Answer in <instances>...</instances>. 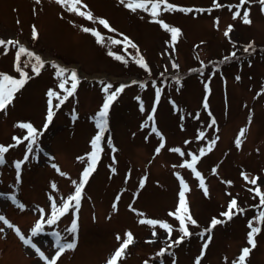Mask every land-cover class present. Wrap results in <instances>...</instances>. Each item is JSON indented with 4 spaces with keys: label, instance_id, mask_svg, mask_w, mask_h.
Returning <instances> with one entry per match:
<instances>
[{
    "label": "rangeland",
    "instance_id": "rangeland-1",
    "mask_svg": "<svg viewBox=\"0 0 264 264\" xmlns=\"http://www.w3.org/2000/svg\"><path fill=\"white\" fill-rule=\"evenodd\" d=\"M167 2L194 9L190 13L161 10L155 18L180 29L175 42L149 12H133L119 0H82L87 7L81 10L90 11L93 20L67 11V6L55 0L39 4L35 0H0V39L18 40L44 62L37 75L32 72L35 60L26 64L29 58L21 56L20 69L29 79L7 109L0 111V145H15L0 163V216L13 225L9 228L0 221V264H50L58 250L53 230L62 231L61 243H76L55 264H107L129 232L133 243L117 264H196L197 257L200 264H232L243 247H250L249 221L261 232L245 264H264V218L257 219L264 212L260 203L264 196V13L257 0L241 6V17L245 8L250 11L252 23L246 25L241 17L233 19L239 0ZM101 18L108 21L109 29L99 24ZM33 26L38 32L36 40L31 35ZM83 28L98 32L101 42ZM125 36L137 48L123 42ZM137 49L147 69L135 62ZM16 52L11 45L7 50L0 46V73L19 78ZM173 63L178 67L173 68ZM58 67L77 73L71 96H67L70 71L57 76ZM62 80L66 81L64 89L59 87ZM105 84L112 85L109 91L121 84L126 87L110 106L102 156L82 190L79 206L73 201L68 212L49 225L46 220L53 202L60 207L74 194L73 181L79 182L87 166L90 141L98 131L93 118L105 98ZM157 88L161 90L158 101ZM49 90L58 94L52 97L51 122L46 120ZM148 115L154 119L149 121ZM212 120L216 123L209 127ZM20 123H30L39 133L31 151L24 139L27 129L18 127ZM145 123L148 126L142 127ZM153 126L159 136L151 131ZM241 129L245 134L237 146ZM200 132H204L202 139L197 138ZM161 136L164 147L157 153ZM175 148L180 152L171 151ZM193 155L199 157L195 167L205 181L207 195L192 170L181 166L191 162ZM22 160L18 181L15 164ZM253 178L259 195L253 192ZM180 179L188 187L185 197L197 223L187 224L191 235L175 244L182 233L179 221L169 213L178 206ZM232 199L244 211L227 220L221 213L228 210ZM72 209L79 211L75 233L67 231ZM213 217L225 222L209 233L206 229ZM141 219L167 223L172 231L159 224H140ZM38 221L42 230L33 236ZM17 228L44 252L46 260L23 243ZM209 235L212 239L201 256ZM161 246L166 248L164 253L159 252Z\"/></svg>",
    "mask_w": 264,
    "mask_h": 264
},
{
    "label": "snow or ice",
    "instance_id": "snow-or-ice-1",
    "mask_svg": "<svg viewBox=\"0 0 264 264\" xmlns=\"http://www.w3.org/2000/svg\"><path fill=\"white\" fill-rule=\"evenodd\" d=\"M35 2L37 4H39L41 2V0H35ZM55 2L58 5L67 6V11H69V12H73L79 16L85 17L88 20L95 19L90 11H82L81 10V7H83V8L87 7L86 5L82 4V0H55ZM257 2L260 5L261 12L264 13V0H257ZM119 3L122 6H124L125 8H127L133 12H135L138 9L149 12L150 15L154 18V22L160 24V26L163 29H165L168 33H170V39L172 42H175L178 39V37L181 35L180 29H178L176 27H170L167 23H164L162 20H155V18L159 15L161 10H163L165 12H167V11H180V12H184V13H190V12L194 11V9H192V8H182V7L178 8L177 6L168 3L167 0H119ZM214 3H215V0H214ZM249 3H251V0H239V4L235 6L238 10L233 12V19H236L237 17H241V13L239 11L240 7L243 5L249 4ZM215 7L219 8V7H221V5L215 4ZM229 7L231 10L232 6H229ZM195 11H205V9H196ZM241 19H242V22L246 25H249L252 23V21L250 19L249 9L245 8L243 10V14H242ZM98 22L100 25H103L104 28H106V29L110 28V25H109L107 20L101 18L98 20ZM230 28H231V26H229V30H230ZM82 30L85 32L91 31L92 34L97 37V42L98 43L101 42L100 34L98 32H95L94 30L89 29V28H83ZM110 30L115 31V29H110ZM31 35H32L33 40H36L38 38V32L34 26L32 28ZM224 35L227 36L228 31H225ZM123 42H126V44L128 46H130L131 48H134V49L137 48V46L134 43H132V41L129 40V38L126 36L123 38ZM111 43L120 44V43H122V41L112 40ZM166 43H168V42L166 41ZM9 45L17 48L15 59H16V68H17V71H19V78H14L8 74L0 73V111H4L7 109L8 105H10L13 102L15 94L20 89H22L24 87L27 80L29 79L28 74L20 69L21 56L26 55L29 58V60L25 62L26 64L31 63L32 59L35 60V63L32 64V72L37 74V75L40 73L41 68L44 66V62L42 61V58L39 55H36L35 53L29 51L27 48H25L23 45H21L18 40L0 39V46H3L5 48V50H7V47ZM250 48H251V45H249V48H246L245 51L246 52L249 51ZM109 55H112V53H109ZM232 55L235 56V53H232ZM137 56L139 58L136 59L135 62L141 68L147 69L148 65L145 63L144 58L142 56H139V50L138 49H137ZM116 59L119 60V59H122V57L117 56ZM227 59H228V57H225V60H227ZM172 67L177 68L178 65L173 63ZM69 71L70 70H68L66 68L58 67L56 74H57V76L62 77V76H64V74L66 72H69ZM69 79L71 81V88L67 89V96L73 95V92L77 87L78 77H77L76 71H74V70L70 71ZM237 79H239V77H237ZM65 83H66V81L62 80L59 87L61 89H64ZM133 83H136V81H133ZM177 83H179L178 80H177ZM125 87H126V85L121 84L119 87H116L114 91H109L112 88V85L111 84H105L104 85L102 90L106 93V95H105V98L103 100V103H102L100 110L96 113V116L93 118L98 131L96 132L95 136L90 141L92 150H91V152H89L87 154V157H88L87 166L84 168L79 182L77 183L76 181H73V183L76 184L74 194L69 195L66 199H64L62 202V205L60 207H57L55 202H53L51 214L48 216V218L46 220L47 224H49V225L55 224L60 219V217L63 216L65 213H67L68 210L70 209V207H72L73 201L75 202V205L77 207L79 206L81 196H82V190L84 189L86 182L88 181L92 172L95 170L97 162L100 159V154L102 151L101 140L104 137V134L108 129V115H109L110 106L117 99V96L119 95V93H121L124 90ZM141 87H144V85H141ZM207 88H208V85L205 84V89L207 90ZM160 92H161V90L159 88H157L156 89L157 101L160 97ZM47 96L49 97V100H48L49 108L47 111L46 120L48 122H51L53 119V115H54L53 108H52V97H58V94L52 90H49L47 92ZM66 98L67 97H65V99ZM137 99L139 100V97H137ZM60 103H63V100H61ZM59 106H60V104L55 105V107H57V108ZM203 107L205 108V110L208 109L207 97H205V102L203 104ZM143 110H144L143 104L141 103V111H143ZM153 111H155V108H153ZM147 119L149 121H152L154 118L152 115H148ZM215 123H216L215 120H212L209 127H211L212 125H215ZM147 126H148L147 123L142 125V127H147ZM18 127L22 128V129H27V136L24 137V139L29 142V151H31V146L36 143L38 135H39L37 129H35L30 123H20V124H18ZM45 127H47V124H45ZM151 131L153 133H156L158 136L160 135V133L157 131V128L155 126L152 127ZM244 134H245V130L241 129L240 133L237 137V140H236L237 146H239V144H240V137H243ZM203 137H204V132H200L197 138L202 139ZM13 139L16 141L17 144L20 143V140L17 137H13ZM108 143H109V145L111 144L110 138L108 139ZM185 143H188V142L185 141ZM214 143H215L214 140L210 143L209 148H208L209 151H211V144H214ZM14 146L15 145H8V146L0 145V163L4 162V155H5V153H7L9 151V148L14 147ZM163 147H164L163 137L161 136V144L159 145V147L156 148V152L159 153L160 149ZM113 151H115V149H113ZM171 151L180 152V149L175 148V149H171ZM204 154H205L204 150L201 149L200 155L202 156ZM28 158L29 157L27 155H25L24 160H28ZM78 159L84 160L85 158L84 157H78ZM198 159H199V157L193 155L191 158V162H185L181 166L192 170L194 175L199 179L200 188L203 189L205 195H207L208 190L205 186V181L202 178L200 172H198L196 170V167H195ZM24 160L18 161L15 164V168L17 169L18 181H19V170L21 168V164L24 163ZM53 167H55V165H53ZM215 171L216 170L213 169L214 173H215ZM61 175H64V173H61ZM245 179H247V177H245ZM255 182H256L255 180L251 181V183H253V184ZM143 184H144V180H141L140 186L143 187ZM180 185H181V188H180V191L178 193V196H179L178 206L176 207L175 212L169 213L170 216H174L179 221V229H180V232L182 233V237L180 239L175 240V242H174L175 244H180L181 240L183 238L191 235V233L188 230V227L186 226L187 224L196 225V223H197V221L195 219H193V217L191 216V214L189 212L188 203H187V200L185 197V193L188 191V187L185 184L183 179H180ZM52 187L55 188V185H53ZM257 194L259 195L260 193L258 192ZM11 199L14 202H16L14 196ZM117 199H119V197H117ZM260 203L262 205H264V196L261 197ZM18 206L23 208L22 204H20ZM115 207H116V205L114 203L113 208L115 209ZM243 211H244L243 209L238 208L236 199H232V200H230V202L228 204V210L221 213V216L227 220H230L238 212L243 213ZM41 218L43 219V216ZM260 218H264V212H261L257 219H260ZM0 221H2L9 228L13 227V225L4 216H0ZM224 222H225L224 220L217 219L216 217H213L211 222H210L209 228L206 229V231L211 233V230L214 227H216L217 225H220ZM139 223L140 224H149V225L159 224V226L161 228L166 229L169 233H171V231H172V228L169 224L164 223V222H160V221H157L154 219H147V220L141 219L139 221ZM248 227L250 228V231H248V233H247V244L250 247H243L240 250V255L237 257L236 260H234L232 262V264H245L246 259L249 257L251 251L254 248H256V246H257L255 237L257 236V234H259L261 232V228L260 227H254L252 224V221H249ZM41 230H42V224L38 221L36 223L35 227L32 229L33 236L36 235V233H38ZM76 230H77V221H76V219H73L72 223H71V227L68 228L67 231L70 233H75ZM15 231H16V234L19 236V238L23 241V243L25 245H31V247L36 250V252L38 253V255L40 256L41 259H45V260L47 259L44 252L40 251V249L37 248L35 244L31 243L30 238H26L24 235H22L18 228L15 229ZM0 232H3L2 228H0ZM153 235H155V233H153ZM201 235H203V233H201ZM56 237H57V239H56L55 243H56L58 250L56 251L55 255L52 256L50 264H55V261L59 258V256L65 250L74 249L76 247L75 240H73L72 242L61 243V239H60V236L58 233L56 234ZM120 239H121V237L117 236V240H120ZM211 239H212V236L209 235L208 240L205 241V243L203 244V248L201 250V256H203V254H204L203 249H206L208 247V241H210ZM132 243H133L132 234L130 232L126 233L125 238L123 239V242L115 250L114 254L109 258V260L107 261V264H117L118 259L123 256V254L125 253V250ZM171 246L172 245H170V247ZM196 264H200V257H197Z\"/></svg>",
    "mask_w": 264,
    "mask_h": 264
},
{
    "label": "trees",
    "instance_id": "trees-1",
    "mask_svg": "<svg viewBox=\"0 0 264 264\" xmlns=\"http://www.w3.org/2000/svg\"><path fill=\"white\" fill-rule=\"evenodd\" d=\"M180 231V230H179Z\"/></svg>",
    "mask_w": 264,
    "mask_h": 264
}]
</instances>
